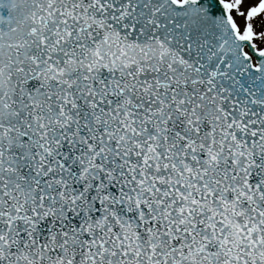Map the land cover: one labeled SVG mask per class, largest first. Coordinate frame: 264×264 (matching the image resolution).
I'll list each match as a JSON object with an SVG mask.
<instances>
[{
    "label": "snow or ice",
    "instance_id": "1",
    "mask_svg": "<svg viewBox=\"0 0 264 264\" xmlns=\"http://www.w3.org/2000/svg\"><path fill=\"white\" fill-rule=\"evenodd\" d=\"M0 264H264V0H0Z\"/></svg>",
    "mask_w": 264,
    "mask_h": 264
}]
</instances>
